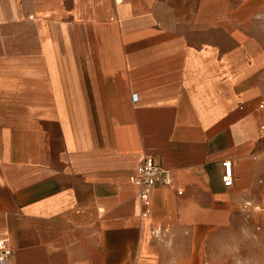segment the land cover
I'll use <instances>...</instances> for the list:
<instances>
[{
    "label": "crops",
    "instance_id": "1",
    "mask_svg": "<svg viewBox=\"0 0 264 264\" xmlns=\"http://www.w3.org/2000/svg\"><path fill=\"white\" fill-rule=\"evenodd\" d=\"M263 98L264 0H0L9 264H230L264 208ZM146 156L173 181L147 219Z\"/></svg>",
    "mask_w": 264,
    "mask_h": 264
},
{
    "label": "built area",
    "instance_id": "2",
    "mask_svg": "<svg viewBox=\"0 0 264 264\" xmlns=\"http://www.w3.org/2000/svg\"><path fill=\"white\" fill-rule=\"evenodd\" d=\"M136 98V97H135ZM264 108V98L262 101ZM130 181L138 188V199L142 208V217L147 219L152 212L151 194L160 185H173L171 173L164 170L153 156H146L131 175ZM222 181L225 187L234 185V170L231 161L223 162ZM12 251L6 247L5 241L0 240V264H9Z\"/></svg>",
    "mask_w": 264,
    "mask_h": 264
},
{
    "label": "rangeland",
    "instance_id": "3",
    "mask_svg": "<svg viewBox=\"0 0 264 264\" xmlns=\"http://www.w3.org/2000/svg\"><path fill=\"white\" fill-rule=\"evenodd\" d=\"M253 214L254 216L251 219H253L254 223L252 222L251 225H249L246 217H240V227L233 229L232 259L229 261L230 264H262V261L258 263L255 257L257 256V252H260L259 250L264 251V245L257 244L252 238L260 232L259 228L262 226L261 221H264V208L260 207L259 210L253 212ZM229 247L230 245H228V251ZM218 252H220L218 255L224 256V249H218ZM250 254H254L252 260L248 259V257L251 256ZM221 263L225 264V261L222 260Z\"/></svg>",
    "mask_w": 264,
    "mask_h": 264
}]
</instances>
